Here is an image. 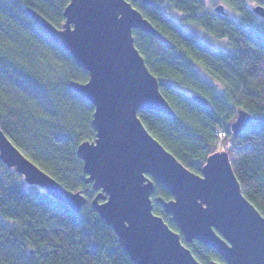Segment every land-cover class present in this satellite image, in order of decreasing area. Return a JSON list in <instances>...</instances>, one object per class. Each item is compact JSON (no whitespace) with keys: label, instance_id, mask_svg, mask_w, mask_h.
I'll use <instances>...</instances> for the list:
<instances>
[{"label":"trees","instance_id":"16d2710c","mask_svg":"<svg viewBox=\"0 0 264 264\" xmlns=\"http://www.w3.org/2000/svg\"><path fill=\"white\" fill-rule=\"evenodd\" d=\"M69 1L0 0V127L30 160L67 189L82 190L88 201L76 211L0 158V264H137L91 205L98 192L86 181L77 153L82 141L95 138V106L70 81L85 82L89 74L28 11L60 26ZM128 1L168 40L133 30L175 111L142 109V122L196 173L219 143L226 146L244 195L264 215V17L254 9L264 0H222L230 9L224 13L211 0ZM183 23L226 46L207 43ZM195 93L209 104L196 101ZM240 109L251 119L235 133L231 125ZM159 197L172 195L155 181L153 210L180 231ZM182 240L202 264L225 263L201 241L187 242L183 235Z\"/></svg>","mask_w":264,"mask_h":264},{"label":"water","instance_id":"95a60500","mask_svg":"<svg viewBox=\"0 0 264 264\" xmlns=\"http://www.w3.org/2000/svg\"><path fill=\"white\" fill-rule=\"evenodd\" d=\"M149 5L154 0H141ZM224 5L215 10L224 13ZM255 11L264 17V6ZM30 15L84 67L89 78L70 85L95 106L93 140L82 141L77 153L86 181L98 193L91 205L119 236L137 264H202L183 242L193 240L214 248L225 263L264 264V215L244 195L227 150L208 156L201 173L187 168L146 128L142 109L169 115L175 111L160 90L135 43L134 29L168 41L128 0H70L65 21L56 26L38 11ZM203 105L201 94L192 96ZM251 117L238 110L231 131L239 133ZM0 158L43 187L57 200L79 211L88 201L82 190L72 191L30 160L0 127ZM155 181L172 198L159 197L180 231L153 210Z\"/></svg>","mask_w":264,"mask_h":264},{"label":"rangeland","instance_id":"374dc122","mask_svg":"<svg viewBox=\"0 0 264 264\" xmlns=\"http://www.w3.org/2000/svg\"><path fill=\"white\" fill-rule=\"evenodd\" d=\"M213 1V8L219 4H222L224 5L225 3L222 2V0H211ZM226 10H229L230 9L225 5L224 6ZM179 14V13H178ZM175 16V15H174ZM175 18L179 21H181V14H179V17L178 16H175ZM185 28L189 29V30H192L194 31L195 33H197L204 41H206L207 43L209 44H213L214 46H222V47H225L226 46V41L225 40H217V39H213L211 38L210 40H208V36L206 35L207 32L201 28H198V27H195L194 25H192L191 23H183ZM53 64V63H52ZM54 65V64H53ZM225 133L222 132L220 133V135H224ZM227 150L226 149V146H224L222 143H219L218 144V150Z\"/></svg>","mask_w":264,"mask_h":264}]
</instances>
